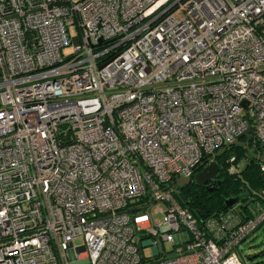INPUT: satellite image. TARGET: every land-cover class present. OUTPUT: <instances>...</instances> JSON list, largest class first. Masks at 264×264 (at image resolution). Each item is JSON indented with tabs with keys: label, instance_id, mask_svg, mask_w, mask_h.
<instances>
[{
	"label": "built area",
	"instance_id": "2783aa9c",
	"mask_svg": "<svg viewBox=\"0 0 264 264\" xmlns=\"http://www.w3.org/2000/svg\"><path fill=\"white\" fill-rule=\"evenodd\" d=\"M248 126L264 149V0H0V264H264V190L176 198Z\"/></svg>",
	"mask_w": 264,
	"mask_h": 264
},
{
	"label": "trees",
	"instance_id": "16d2710c",
	"mask_svg": "<svg viewBox=\"0 0 264 264\" xmlns=\"http://www.w3.org/2000/svg\"><path fill=\"white\" fill-rule=\"evenodd\" d=\"M239 140L242 143L226 144L223 151L214 156L220 166L217 186L211 189L210 186H202L193 180L177 186L176 198L193 212L198 222L226 210L228 206L225 205L224 198L228 196H238L241 202L240 212L250 214L251 209L244 207V203L255 198L257 191H262L258 189L264 187V168L261 166L264 162V158H261L264 149L253 134H244ZM241 157L246 159L243 166H238ZM231 158L236 166L232 172L228 169Z\"/></svg>",
	"mask_w": 264,
	"mask_h": 264
},
{
	"label": "water",
	"instance_id": "95a60500",
	"mask_svg": "<svg viewBox=\"0 0 264 264\" xmlns=\"http://www.w3.org/2000/svg\"><path fill=\"white\" fill-rule=\"evenodd\" d=\"M244 104H246V102H244ZM252 131L253 130H252L251 126H248L241 134H239L238 137H236L235 139H233L231 141H228L227 144L242 143V141L239 140V137L244 135V134H247V133H252ZM221 151H223V148L218 150L216 152V154H219ZM261 158H264V155L261 156ZM200 166H202V168L198 172H196L193 177L190 175H183V174L179 173L178 176L175 177V185L181 186V185L188 183L192 180L195 181L196 183L203 184L207 180H209L211 177H213L214 173L219 169V164L217 163L216 160H211L207 164L201 163ZM238 201H239L238 196H228V197L224 198V203L226 206L234 205ZM253 201H254V198H251L246 203H244V207L248 206ZM153 264H157V263H153Z\"/></svg>",
	"mask_w": 264,
	"mask_h": 264
},
{
	"label": "rangeland",
	"instance_id": "374dc122",
	"mask_svg": "<svg viewBox=\"0 0 264 264\" xmlns=\"http://www.w3.org/2000/svg\"><path fill=\"white\" fill-rule=\"evenodd\" d=\"M74 30H75V27H74ZM65 51H68V47L65 48ZM245 159L246 157H241L237 163L238 166H243L242 164ZM258 190H264V187ZM156 215L159 216L160 213H157ZM80 241H81V238L76 239V242H80ZM166 246L169 248H172V246L169 243H167ZM241 251L245 256H249V255L263 256V253H264V223L261 224L258 228H256L253 232H251L246 237V239L241 243ZM144 253L146 256L151 255L150 245H146L144 247ZM259 258L261 257H258V259Z\"/></svg>",
	"mask_w": 264,
	"mask_h": 264
},
{
	"label": "flooded vegetation",
	"instance_id": "af4514ba",
	"mask_svg": "<svg viewBox=\"0 0 264 264\" xmlns=\"http://www.w3.org/2000/svg\"><path fill=\"white\" fill-rule=\"evenodd\" d=\"M262 167H264V164L262 163ZM220 170V166H219V169L214 173L213 177H211L209 180H207L205 183L201 184L202 186L204 185H208L210 186V188L212 189L214 186H217V183L219 181V178H218V172ZM236 204H239L241 206V202L238 201ZM252 203H250L248 205V207L251 205Z\"/></svg>",
	"mask_w": 264,
	"mask_h": 264
}]
</instances>
